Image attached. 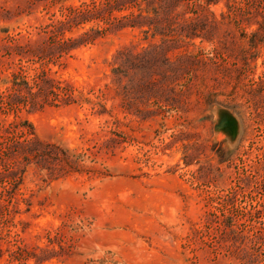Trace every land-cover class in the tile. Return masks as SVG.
<instances>
[{
	"label": "rangeland",
	"instance_id": "rangeland-1",
	"mask_svg": "<svg viewBox=\"0 0 264 264\" xmlns=\"http://www.w3.org/2000/svg\"><path fill=\"white\" fill-rule=\"evenodd\" d=\"M99 1L0 0V89L22 64L29 78L45 68L83 98L0 120L28 121L40 139L87 151L93 170L54 180L29 171L33 206L11 227L26 264H264V0L165 1L160 15L145 11L122 29L109 25L114 13L140 5L112 13L104 4L64 33L101 35L42 65L45 27ZM222 108L240 121L235 141L215 129Z\"/></svg>",
	"mask_w": 264,
	"mask_h": 264
},
{
	"label": "trees",
	"instance_id": "trees-1",
	"mask_svg": "<svg viewBox=\"0 0 264 264\" xmlns=\"http://www.w3.org/2000/svg\"><path fill=\"white\" fill-rule=\"evenodd\" d=\"M138 2V0H136ZM135 0H101L93 5L82 4L80 6L69 7V12L63 19H58L49 23L45 27V32L49 33L52 44L50 53H37L42 65L48 64L50 60L62 57L65 53H70L83 44L94 41L102 34L103 29L92 28L85 31L78 37H64L66 30L73 25H79L90 21L96 16L98 8L107 4L114 11H123L140 5L139 13L131 12L125 15L114 13L109 25L119 28L136 27L138 19L145 18V11H153L160 15L161 8L165 1L171 0H143L147 3L149 10L142 7L144 2L136 3ZM218 0H206L207 3H216ZM11 46L8 47L10 49ZM16 48L15 53L26 55V49L22 46ZM10 51V50H9ZM13 51V50H12ZM132 55L131 50L126 48L119 50L115 58L120 62V66L114 68V72L123 73L127 68ZM21 70L14 72L9 85L0 89V114L18 111L22 108L42 107L50 105H70L81 102L82 96L76 94V88L69 82L53 77L49 70L43 68L40 72L29 78L25 74L23 65ZM110 87V85H107ZM98 97L107 95L105 90ZM85 101L93 104V109L97 105L103 106L101 101L95 102L88 98ZM107 110H104V113ZM114 132V131H112ZM114 139L107 141L109 148L114 147ZM88 152H75L64 145L44 141L40 139L33 125L28 121H8L0 120V262L8 253L7 264H26L30 257L27 249L19 245L18 234L12 235V225L17 215L29 212L33 206V195H27L23 191V185L29 171L33 168L38 172H46L48 179L54 180L65 177L72 172L91 173L89 167L84 164ZM104 173V172H103ZM25 205V208L23 207ZM6 240L8 246L1 242Z\"/></svg>",
	"mask_w": 264,
	"mask_h": 264
},
{
	"label": "water",
	"instance_id": "water-1",
	"mask_svg": "<svg viewBox=\"0 0 264 264\" xmlns=\"http://www.w3.org/2000/svg\"><path fill=\"white\" fill-rule=\"evenodd\" d=\"M215 129L224 132L232 141H235L240 133V121L233 111L222 108L218 112Z\"/></svg>",
	"mask_w": 264,
	"mask_h": 264
}]
</instances>
